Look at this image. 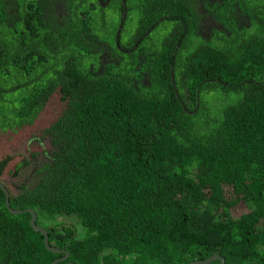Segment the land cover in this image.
Returning <instances> with one entry per match:
<instances>
[{"label":"trees","instance_id":"trees-1","mask_svg":"<svg viewBox=\"0 0 264 264\" xmlns=\"http://www.w3.org/2000/svg\"><path fill=\"white\" fill-rule=\"evenodd\" d=\"M77 1L74 61L68 50L37 56L22 47L0 60V136L19 148L0 158V178L8 166L17 179L10 208L33 210L64 252L48 251L31 214H11L0 189V264H189L213 255L264 264V0L205 4L229 32L210 39L196 36L205 15L195 1L145 0L139 15L151 13L154 29L142 47L157 16H170L162 36L186 34L167 37L170 50L167 42L139 52L142 62L114 51L118 64L104 71L85 38L94 11ZM127 2L132 31L143 23L134 20L139 4ZM237 7L248 28L237 26Z\"/></svg>","mask_w":264,"mask_h":264},{"label":"flooded vegetation","instance_id":"flooded-vegetation-1","mask_svg":"<svg viewBox=\"0 0 264 264\" xmlns=\"http://www.w3.org/2000/svg\"><path fill=\"white\" fill-rule=\"evenodd\" d=\"M80 1L83 3L86 2L89 7L91 6L92 9L90 11H94L93 13L95 14L94 18L89 17V23L86 25L87 34H85V38L86 42L89 43L87 46L91 50L90 53L98 56V59L101 61L100 71H104L108 63H114L115 65L118 64V56L115 55L114 51L117 53L120 52L121 54H133L135 56L138 52L137 57L142 62V54H144V52L146 55H150L156 50V46L162 48L167 42L168 45L165 46L170 50V39L167 37L179 33L186 34L188 29L183 28L181 32L175 31L174 34L167 33L166 37L162 36L160 28L170 22V16L168 19L165 15L157 16V20L153 23V25H158L155 30L156 35L153 39H150V45L145 48L142 47L145 46L142 42L147 36L150 37L151 31L154 29L153 26H147L145 24V22H147L146 18H151V13L145 15V13L142 12L139 15L142 2L145 0H130V2L139 4L137 11L135 10L138 13V17H135L134 20L138 23H143L140 27H134L132 31H130L129 28H124L127 13L130 10L127 0ZM189 1H195V5L198 6V11L205 15V17L200 15V17L195 19V25L197 26V29L195 30L196 36L210 39L211 32L214 30L222 33L225 32L226 34L229 33L223 22L217 20L213 11L210 13L203 8L205 4H222L226 9L231 4L230 1ZM77 3V0H0V21H3V24L5 25L3 26L0 23V60L9 55L7 49L20 52L22 51L20 47H22L24 49H32L31 54L35 53L37 56H43L45 54H47V56H57L65 54L68 50V53L70 54L69 60L74 61L77 35L75 27H77V25L76 23H73L75 24V27L72 28L69 21H75L71 15L75 11ZM96 3L98 4V7H96ZM33 6L36 7V11L32 9ZM171 6L173 5L171 4L170 7ZM229 13H232V11ZM55 16H57V18ZM234 16L237 26L245 25V27L248 28L246 23L248 17L238 7L235 10ZM45 20H54V24L50 25L45 22ZM7 29H9V32L12 31L13 33L19 32L21 38L7 39ZM96 29L99 30L100 34L94 36L93 32ZM144 29H146L143 31L144 33H141V30ZM129 31L131 34H129ZM81 34L83 33L81 32ZM99 36L101 38H99ZM125 39L127 40L125 41ZM173 39L174 38L172 37V40ZM175 46L174 48L176 51V48L179 47V42L175 43ZM141 50H143V52ZM100 71L98 72L100 73Z\"/></svg>","mask_w":264,"mask_h":264},{"label":"water","instance_id":"water-1","mask_svg":"<svg viewBox=\"0 0 264 264\" xmlns=\"http://www.w3.org/2000/svg\"><path fill=\"white\" fill-rule=\"evenodd\" d=\"M0 189L2 190V192H3L4 196H5V205H6V207L8 208V210H9V212L11 214L20 215V214H23L24 212H29L31 214L30 226L32 227L33 230L40 232L44 236L43 243H44L45 248L48 251H50L52 253L64 252V251L58 250L56 248H53V247H51L49 245V243H48V234H47L46 230L42 226H38L37 224H35L36 214L34 213L33 210L26 209L25 211H20V210L11 209L10 205H9V191L7 189V186L4 183L0 182ZM67 257H68V253H66V256L63 259H61V261L65 260ZM214 260H219L220 264H224V260L220 256H217V255H213L212 257H210V258H208L206 260H203V261H195V262H191L189 264H209V263H211ZM56 262L57 261L53 262L52 264H54Z\"/></svg>","mask_w":264,"mask_h":264},{"label":"rangeland","instance_id":"rangeland-1","mask_svg":"<svg viewBox=\"0 0 264 264\" xmlns=\"http://www.w3.org/2000/svg\"><path fill=\"white\" fill-rule=\"evenodd\" d=\"M9 144L10 142L8 141V132H6L5 135L0 136V158L8 155V152H11L14 150L19 151V148L16 145L12 146ZM1 182L4 183L6 186H11L12 183L17 182V179L11 173L8 172V166L6 170V175L1 178ZM62 218L64 221V225H75L76 224L75 222L76 220L74 218H70V217H62ZM59 219L60 218H58L57 221ZM55 224H57V222Z\"/></svg>","mask_w":264,"mask_h":264}]
</instances>
